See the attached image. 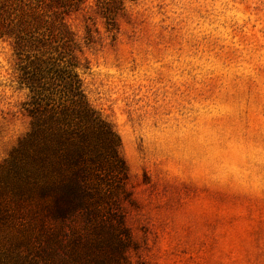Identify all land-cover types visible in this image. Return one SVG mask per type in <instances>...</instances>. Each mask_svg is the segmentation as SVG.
<instances>
[{
    "label": "rangeland",
    "instance_id": "rangeland-1",
    "mask_svg": "<svg viewBox=\"0 0 264 264\" xmlns=\"http://www.w3.org/2000/svg\"><path fill=\"white\" fill-rule=\"evenodd\" d=\"M23 2L73 34L125 167L109 200L66 220L65 251L113 227L122 248L101 255L123 264H264V0H0V153L29 129L12 47Z\"/></svg>",
    "mask_w": 264,
    "mask_h": 264
},
{
    "label": "trees",
    "instance_id": "trees-1",
    "mask_svg": "<svg viewBox=\"0 0 264 264\" xmlns=\"http://www.w3.org/2000/svg\"><path fill=\"white\" fill-rule=\"evenodd\" d=\"M17 10L12 47L17 86L28 89L21 108L29 130L0 163V264H123L101 255L122 248L113 227L112 237L74 241L83 252L65 251L66 220L82 211L90 217L109 200L125 167L117 137L90 106L75 71L73 34L40 4L23 2Z\"/></svg>",
    "mask_w": 264,
    "mask_h": 264
},
{
    "label": "clouds",
    "instance_id": "clouds-1",
    "mask_svg": "<svg viewBox=\"0 0 264 264\" xmlns=\"http://www.w3.org/2000/svg\"><path fill=\"white\" fill-rule=\"evenodd\" d=\"M28 130L29 129L26 126L21 127L19 132L16 135V139L21 138L23 135H25L27 133ZM6 159H8V153L7 152L0 153V162L4 161Z\"/></svg>",
    "mask_w": 264,
    "mask_h": 264
}]
</instances>
